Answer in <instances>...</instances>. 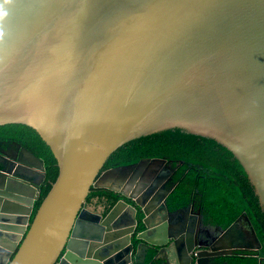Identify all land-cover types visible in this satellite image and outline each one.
I'll return each mask as SVG.
<instances>
[{
    "label": "water",
    "instance_id": "water-1",
    "mask_svg": "<svg viewBox=\"0 0 264 264\" xmlns=\"http://www.w3.org/2000/svg\"><path fill=\"white\" fill-rule=\"evenodd\" d=\"M5 124L34 130L58 174L30 220L44 163L0 145V264H211L208 244L159 257L166 159L102 168L122 144L179 129L231 152L264 213V0H0ZM91 188L118 199L89 211Z\"/></svg>",
    "mask_w": 264,
    "mask_h": 264
},
{
    "label": "trees",
    "instance_id": "trees-1",
    "mask_svg": "<svg viewBox=\"0 0 264 264\" xmlns=\"http://www.w3.org/2000/svg\"><path fill=\"white\" fill-rule=\"evenodd\" d=\"M10 141L25 146L44 163L45 178L40 185L39 198L34 203L31 220L57 177L56 160L38 134L25 125L0 126V145ZM150 158H163L172 164L179 163L176 171L178 184L167 198L170 208L185 204L194 186L192 182L199 179L202 208L207 218L217 220L222 227H226L242 210H246L248 203L256 219L255 227L264 242V213L242 167L226 148L214 140L183 133L179 129L166 130L122 144L107 158L103 167ZM189 166L197 169L188 168ZM198 173L204 176L200 177ZM240 173L244 176L243 179L239 178ZM91 195L108 196V204L118 198L117 194L106 189H92ZM261 256L264 257V248ZM233 261L237 264H256L255 259L247 263L235 257Z\"/></svg>",
    "mask_w": 264,
    "mask_h": 264
},
{
    "label": "flooded vegetation",
    "instance_id": "flooded-vegetation-1",
    "mask_svg": "<svg viewBox=\"0 0 264 264\" xmlns=\"http://www.w3.org/2000/svg\"><path fill=\"white\" fill-rule=\"evenodd\" d=\"M135 162L137 161L112 165L106 168L103 167L102 171ZM178 164L179 163L172 164L167 162V165L158 167L154 172V177H164L161 190L158 189L155 194L158 199L167 193L164 200L167 208L163 209L158 204L153 210V212H156V215L152 223H154V227H161L164 223V225L167 226L166 236H170L168 240L169 247L166 254L160 253L159 257H169L171 254L174 257V249L180 246L181 242H183L185 246H187V243L189 245L199 243L208 244L210 247L214 248L212 251L213 255L208 259V262H212L211 264H215V262H234L233 258L235 257L241 258L244 262H253V259H255L256 264H264V257L261 256L264 242L261 239V234L255 227L256 219L250 211L248 203L246 204V210H242L229 225L222 227L217 220L209 219L204 214L201 198L202 193L200 192L201 185H199L198 179V181L192 182L194 186L191 189L187 202L181 206L170 208L167 203V198L178 184L176 176ZM188 168L197 169L195 166H189ZM234 173L237 175L235 171ZM198 176L203 177L204 175L198 173ZM238 176L240 179L244 177L241 173L238 174ZM92 189L95 188H91V192L87 197V202L95 198L98 202L109 205L108 202L110 198H108V196L91 195ZM128 202L133 203L132 200H128ZM113 203L111 205H113ZM146 207L149 206L147 205ZM136 208L139 211V207ZM165 216L166 219H164ZM251 228L257 240L252 234ZM145 237L155 242L162 240V237H157L155 234L154 236L145 234ZM171 237H176L178 239H174V241ZM225 246H227V248H224Z\"/></svg>",
    "mask_w": 264,
    "mask_h": 264
},
{
    "label": "crops",
    "instance_id": "crops-1",
    "mask_svg": "<svg viewBox=\"0 0 264 264\" xmlns=\"http://www.w3.org/2000/svg\"><path fill=\"white\" fill-rule=\"evenodd\" d=\"M103 205L106 203L98 202L95 198H92L87 202L86 207L89 211L100 212L103 209ZM21 206V205H20ZM232 264H237L236 262H231ZM250 263V262H247Z\"/></svg>",
    "mask_w": 264,
    "mask_h": 264
}]
</instances>
